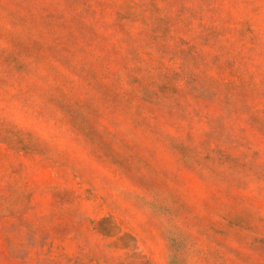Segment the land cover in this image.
Segmentation results:
<instances>
[{"label": "rangeland", "instance_id": "obj_1", "mask_svg": "<svg viewBox=\"0 0 264 264\" xmlns=\"http://www.w3.org/2000/svg\"><path fill=\"white\" fill-rule=\"evenodd\" d=\"M0 264H264V0H0Z\"/></svg>", "mask_w": 264, "mask_h": 264}]
</instances>
